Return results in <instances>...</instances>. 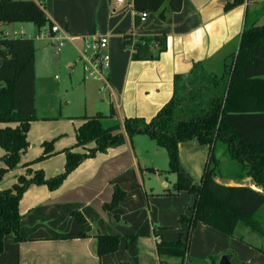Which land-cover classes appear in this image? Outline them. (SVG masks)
Here are the masks:
<instances>
[{
  "label": "crops",
  "instance_id": "0c3cea01",
  "mask_svg": "<svg viewBox=\"0 0 264 264\" xmlns=\"http://www.w3.org/2000/svg\"><path fill=\"white\" fill-rule=\"evenodd\" d=\"M47 1L53 2L45 0L44 3L48 4ZM54 2L57 3V11L50 13L45 5L44 12L52 24L59 27L60 34L69 38H108L110 91L103 92L105 96H102L103 93L94 88L99 97L90 94V101L83 90L82 102L85 103L73 114L66 111L71 105L67 100L65 108L58 114L37 115L38 120L29 125V146L21 154L20 166L4 175L0 181L1 191L15 184L16 178L25 175L28 168L42 170L45 179L62 174L66 164L64 150L80 154L86 151L75 146L76 130L83 117L97 113L108 115L112 106L120 124L126 116L153 118L171 99L175 76L188 75L196 63H203L209 72L220 71L216 62L237 53L239 38L246 24L264 25V0H244L229 11L224 8L233 0H183L180 11L166 13L165 19H161L159 13L147 14L139 24L135 18L140 16L134 12L132 0H124L122 4L116 0ZM0 30L11 38L4 26L0 25ZM47 33L45 38L51 43ZM125 35L134 40L165 35L166 48L159 54L154 46L149 49L150 57L134 60L130 46L125 44ZM80 46L81 41L72 44L79 62L83 64L78 53ZM74 63L71 58L66 66L73 69ZM34 65L36 88V57ZM83 75L79 74L78 83L75 81L74 85L87 81ZM137 135L140 137H134L136 142L127 139L123 145L97 152L92 158L83 160L54 191L46 185L29 186L18 205L21 216L19 232L23 241L17 242L12 235L6 236L0 264H159L155 236L163 241H176L185 235L187 225L180 223L179 218L182 214L191 215L196 197L185 191L177 196L164 194L166 189L170 190L167 178L160 182V191L145 184L142 173L161 179L159 173L168 169V159L163 147H158L149 138L146 140V135ZM44 142H51L53 154L24 166L43 154ZM91 144L87 148L94 147ZM143 150L150 151L154 157L152 167L144 170L141 168ZM219 152L229 173L222 171L224 165L217 158V182L226 186H248L259 191L250 178L240 177L236 165L226 162L225 155L221 150ZM208 153L209 147L197 141L181 142L178 146L180 171L199 184ZM3 154L0 147V158ZM4 166L0 162V167ZM115 186L125 192V198L116 207L106 210L103 207L111 202ZM76 212L83 216V224L75 219L73 214ZM247 230L243 228L241 234L248 240L252 232ZM112 234L119 236L117 250L99 257L97 235ZM189 247L192 261L189 264H206L203 261L210 257L218 264L220 258L227 254L233 255L229 259L231 264H264L263 253H253L239 240L201 223L195 227Z\"/></svg>",
  "mask_w": 264,
  "mask_h": 264
},
{
  "label": "trees",
  "instance_id": "16d2710c",
  "mask_svg": "<svg viewBox=\"0 0 264 264\" xmlns=\"http://www.w3.org/2000/svg\"><path fill=\"white\" fill-rule=\"evenodd\" d=\"M44 4L45 0H40ZM136 15L166 13L181 10L183 0H132ZM244 0H233L225 10L241 5ZM141 22V18H135ZM31 23L39 31L53 26L44 9L34 0H0V25ZM40 32V31H39ZM240 35L237 53L224 61L220 71L209 72L203 63H196L191 72L178 74L173 81V95L149 121L126 118L120 124L112 106L108 115L97 113L83 117L76 130V147H83L82 154L64 150L65 170L55 178L45 179L42 170H26L11 187L0 190V255L3 241L12 235L23 241L20 230L21 216L18 205L22 194L31 185H46L56 190L64 179L83 160L97 152L125 144L127 139L147 135L164 148L168 169L175 175L172 189L164 194L177 196L181 191L196 197L191 215L182 214L180 223H186L187 233L176 241L160 240L155 244L159 264H189L190 239L198 224L243 243L238 233L243 225L264 239V25L246 24ZM125 44L133 45L134 60L150 57L149 49L156 46L157 53L166 48V36L142 37L134 40L125 35ZM134 40V41H133ZM34 41L25 37L8 38L0 30V147L4 150L0 162V181L4 175L20 166L21 154L28 148L27 134L31 122L37 121L35 110ZM107 123V125H104ZM197 141L209 147L206 163L199 184L180 171L178 146L181 142ZM222 143L225 155L236 165L240 177L250 178L259 191L248 186H226L216 181L219 161L215 158V145ZM94 144V147L87 148ZM44 152L33 162L49 158L53 154L51 142H44ZM125 198V192L117 186L111 202L104 209L111 210ZM79 224L84 218L73 214ZM98 256L112 254L119 245L117 235H97ZM134 239V237H132ZM257 249V248H256ZM226 257L231 259L232 254ZM171 260H174L171 261ZM215 264L213 259L203 261Z\"/></svg>",
  "mask_w": 264,
  "mask_h": 264
},
{
  "label": "rangeland",
  "instance_id": "374dc122",
  "mask_svg": "<svg viewBox=\"0 0 264 264\" xmlns=\"http://www.w3.org/2000/svg\"><path fill=\"white\" fill-rule=\"evenodd\" d=\"M48 4L44 3L46 5V10L48 12L57 11V3L51 1L48 2ZM258 15V14H257ZM18 28H24L25 30V38L32 39L34 41V47H35V57H36V72L38 74V78L36 81V88H35V110L36 115H55L62 110V108H65L64 103L69 100L71 101L70 107H68L67 113L73 114L76 111H79L80 105H83L85 102L83 101L84 98V91L87 92L88 100L91 99V95L99 97L96 90L93 91L94 88H96L99 92V85L97 81L90 79L85 81L84 84H86L84 89V84L81 81L79 85H74V82L77 81L78 83V77L83 75V64L79 62V58L77 56V52L73 49L72 44L66 43L65 46H63L60 49V52H56V47L52 45L48 40L45 38V34L48 32V26L40 29L39 31L33 26L31 23H13L10 24V26L6 27L4 26V29L9 32V35H12L13 31H17ZM39 32V33H38ZM79 44V43H78ZM233 56V55H232ZM231 56V57H232ZM231 57L229 59H231ZM72 60L76 63H74V68H68L66 66L67 60ZM229 59H226L229 61ZM217 61L216 65L219 68V70L222 67V64L224 61ZM45 62V64H44ZM216 68V69H218ZM81 69V71H80ZM82 72V73H81ZM84 76V75H83ZM71 82H73L71 86ZM96 86H94V83ZM68 92V94H66ZM108 93V92H106ZM101 96V95H100ZM102 96H105L103 93ZM86 101L88 103V107H90V101ZM78 102H82L81 104H78ZM60 106V107H59ZM91 109V108H90ZM65 112V111H64ZM94 116V115H93ZM126 118H138L145 120L146 122H149L152 117L149 119H145L143 117H123V119ZM104 125H107V123H104ZM140 137L138 135H134L131 137V140L133 139V142H136L137 138L134 137ZM146 140H149L150 138L146 135ZM149 138V139H148ZM140 139V138H139ZM138 139V141H139ZM164 149V148H162ZM161 149V150H162ZM225 147L222 143H217L215 145V154L214 156L220 160L221 163H223L224 168H222V171L224 173H229V169L226 168L225 161L220 157V150L225 155L224 151ZM147 150H143L142 153V159H141V168L144 170L145 168L152 167V161L154 157L152 156L151 152H146ZM163 151V150H162ZM137 152V150H136ZM167 154V153H166ZM224 158L226 159V162H229V158L225 155ZM157 159V158H156ZM236 170L238 168L236 167ZM149 172V171H148ZM161 179H158V177L154 175H149L147 172L144 174L142 173V177L145 180V184L148 186L150 185L155 190L160 189V182L164 179H168L169 181V188L172 189L176 177L173 174H170L166 171L160 172ZM26 175V173H25ZM27 176V175H26ZM28 177V176H27ZM160 191V190H159ZM188 194V193H187ZM190 195V194H189ZM260 217L264 218V209L260 213ZM245 228L243 225H240L238 227V233L241 234L242 229ZM247 229V228H246ZM250 232V230H247ZM252 236L247 240L244 237L243 243L240 241V243L244 244L248 248L252 249V252H260L264 254V239L257 235L256 233H252ZM185 236V235H183ZM257 248V249H256ZM236 255V254H235ZM213 259L212 257H210ZM208 260V259H207ZM172 261V260H171Z\"/></svg>",
  "mask_w": 264,
  "mask_h": 264
},
{
  "label": "built area",
  "instance_id": "2783aa9c",
  "mask_svg": "<svg viewBox=\"0 0 264 264\" xmlns=\"http://www.w3.org/2000/svg\"><path fill=\"white\" fill-rule=\"evenodd\" d=\"M36 1L43 9L45 5L42 4L40 0ZM118 4H122L124 0H116ZM147 14L141 13L140 18L142 21L146 19ZM51 41V44L56 47V52L58 53L60 49L65 46L66 43H74L81 41V46L78 49L79 56L81 57L83 63V73L84 79L90 80L93 79L100 83L99 91L108 92L110 91V84L108 81V68L110 63V56L108 55V38L106 37H89V38H69L60 34V29L57 25L53 24L51 31L47 33ZM4 35H8L4 32ZM25 36V30L18 28L14 31L11 38H18ZM9 38V37H8ZM131 51L134 52L133 45H130ZM155 242L160 241L159 237L155 236Z\"/></svg>",
  "mask_w": 264,
  "mask_h": 264
},
{
  "label": "water",
  "instance_id": "95a60500",
  "mask_svg": "<svg viewBox=\"0 0 264 264\" xmlns=\"http://www.w3.org/2000/svg\"><path fill=\"white\" fill-rule=\"evenodd\" d=\"M218 264H231L229 259L226 256H222L218 262Z\"/></svg>",
  "mask_w": 264,
  "mask_h": 264
}]
</instances>
